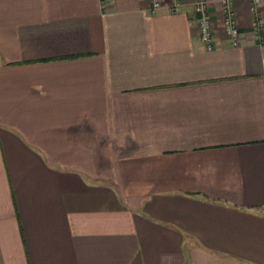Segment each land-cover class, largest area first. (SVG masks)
Wrapping results in <instances>:
<instances>
[{
    "label": "crops",
    "instance_id": "1",
    "mask_svg": "<svg viewBox=\"0 0 264 264\" xmlns=\"http://www.w3.org/2000/svg\"><path fill=\"white\" fill-rule=\"evenodd\" d=\"M192 1L0 0V264H264V0Z\"/></svg>",
    "mask_w": 264,
    "mask_h": 264
},
{
    "label": "built area",
    "instance_id": "2",
    "mask_svg": "<svg viewBox=\"0 0 264 264\" xmlns=\"http://www.w3.org/2000/svg\"><path fill=\"white\" fill-rule=\"evenodd\" d=\"M173 6L176 0H167ZM260 0H251L250 11L254 15L251 22V32L254 38H258V32L261 27V22L257 17V10ZM150 12L154 13L160 7V0H150ZM193 12L195 14V23L197 27V35L199 41L204 45L205 49L210 51L213 47V35L211 30V23L209 19L206 0H193ZM222 20L221 27L224 34L227 36L232 46L237 45L238 31L234 19V14L230 8V3L227 1L221 2Z\"/></svg>",
    "mask_w": 264,
    "mask_h": 264
},
{
    "label": "clouds",
    "instance_id": "3",
    "mask_svg": "<svg viewBox=\"0 0 264 264\" xmlns=\"http://www.w3.org/2000/svg\"><path fill=\"white\" fill-rule=\"evenodd\" d=\"M125 146V144H123V145H119V147H121V148H123Z\"/></svg>",
    "mask_w": 264,
    "mask_h": 264
}]
</instances>
